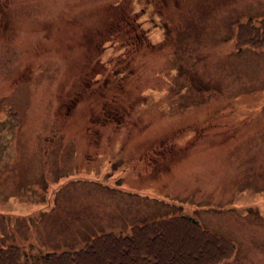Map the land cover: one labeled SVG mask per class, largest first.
I'll use <instances>...</instances> for the list:
<instances>
[{"label":"rangeland","instance_id":"374dc122","mask_svg":"<svg viewBox=\"0 0 264 264\" xmlns=\"http://www.w3.org/2000/svg\"><path fill=\"white\" fill-rule=\"evenodd\" d=\"M0 12L2 262L74 244L97 264H264V0ZM155 219L169 231L146 248L132 231Z\"/></svg>","mask_w":264,"mask_h":264},{"label":"trees","instance_id":"16d2710c","mask_svg":"<svg viewBox=\"0 0 264 264\" xmlns=\"http://www.w3.org/2000/svg\"><path fill=\"white\" fill-rule=\"evenodd\" d=\"M112 35L117 36L116 39L120 37L117 31L112 32ZM116 42L118 43L115 46L118 48H121L122 46H126V43L123 44L121 39L116 40ZM86 86H89V85H86ZM76 100L77 99L71 100L69 104H73ZM118 107L120 108V106ZM103 112H104V106H101L100 111H98L97 114L101 113V116L104 117ZM95 118H97V116L92 117L91 121L93 122L99 121L98 119L99 117L97 119ZM109 118H111V121L112 120L114 122L118 121V116L116 115V111L115 112L112 111V113L111 112L108 113V116L104 118H100V119L102 121L103 120L107 121L109 120ZM180 222L184 226L190 225L189 223H183L182 221ZM164 224L165 223H163L161 219H155V220H152L151 222H146V223H143L141 225L134 227L132 234L134 235V237L139 236L140 238H143V240L141 241H143L145 245L144 247L149 248L151 246L149 241L153 245L156 242L159 235H162L165 231L166 233L169 231L168 228L166 230L167 226H164ZM99 239H100V236L97 238H93L91 240V243L98 241ZM66 246H69V247L65 250L57 251V252L53 250H49V249L44 250L45 252L40 253V256L38 257V259L36 258L35 264H97L95 261L86 257V252L88 251V249H86V245L78 246L75 249H72L73 248L72 246H74V244H68ZM231 249H232V246L230 245L229 241L224 240V242L223 241L220 242V245H218L217 249L213 252V255L216 256V259H222L227 253L230 252ZM15 250L16 249L12 247H5V248L0 247V264H7V261L2 262L1 259L7 258L6 255H8L9 253L15 252ZM159 256H160L159 254H157L156 252H153L152 250L148 251V257H149L151 264H157L156 260H160ZM22 257L21 259H23ZM169 262L170 264H182L180 261L176 260L175 262L171 258L169 259ZM124 264H139V262L135 259L127 258V261H124Z\"/></svg>","mask_w":264,"mask_h":264},{"label":"flooded vegetation","instance_id":"af4514ba","mask_svg":"<svg viewBox=\"0 0 264 264\" xmlns=\"http://www.w3.org/2000/svg\"><path fill=\"white\" fill-rule=\"evenodd\" d=\"M0 16H1L2 19H4V20L6 19L5 16H4L3 14H1V12H0ZM3 16H4V18H3ZM5 22L7 23V20H6ZM135 41H136V40H134V39L131 38L130 41H129V42H130V45H134V47H137V45L134 44Z\"/></svg>","mask_w":264,"mask_h":264}]
</instances>
